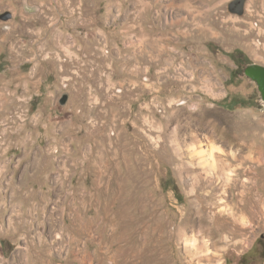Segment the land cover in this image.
Instances as JSON below:
<instances>
[{
  "label": "rangeland",
  "instance_id": "374dc122",
  "mask_svg": "<svg viewBox=\"0 0 264 264\" xmlns=\"http://www.w3.org/2000/svg\"><path fill=\"white\" fill-rule=\"evenodd\" d=\"M7 11L0 264H190L170 235L182 229L219 242L208 264H264V101L245 74L264 65V0H0ZM192 147L228 159L230 181Z\"/></svg>",
  "mask_w": 264,
  "mask_h": 264
},
{
  "label": "bare ground",
  "instance_id": "6f19581e",
  "mask_svg": "<svg viewBox=\"0 0 264 264\" xmlns=\"http://www.w3.org/2000/svg\"><path fill=\"white\" fill-rule=\"evenodd\" d=\"M242 128H243V126H242ZM221 132H222V136L226 134L225 130H222ZM245 135H247V134H245ZM224 137L227 139L226 136H224ZM250 148L253 149L252 152H257V154L258 153L260 154V155L258 154L256 156V159H259V157L261 156V153H262L261 149L260 150L257 149V146L254 143L250 144ZM192 149H193L192 161L199 160L198 166L203 168L204 170H207L208 174H210V177L212 178V179H210L212 182H214V180H213L214 176H216L217 174H223V175L227 176V177H224L226 183H228L230 181L229 172L232 169V163L228 159H225V158L223 159L222 156L217 157V158H212L213 155L210 156L211 157L210 159H206V158H204L205 155L201 151L202 149L199 150L196 147H192ZM194 153L196 155H194ZM227 154L231 156L230 158H233V159L237 158L235 151H229ZM250 157H251V155H246L245 159L251 160ZM192 163H194V162H192ZM194 166H195V163H194ZM190 167H191L190 168L191 171L196 172V169H197L196 166L193 167L191 164ZM193 174H195V173H193ZM210 180H208V181L211 183ZM196 225L197 224H188L186 227H195ZM203 233H207L208 235H210V231L207 232L206 230H203ZM187 234H188V229H182L180 232L177 230L175 233H170V235L173 237L183 238V240L185 239L184 251L190 259V261H189L190 264H194V263L195 264H208L206 262H209V260H212L213 258H217L219 256V254L217 252V251H219V247H218L219 242L218 241L212 242L210 238H205V237L203 239H199V240H197L196 237H193L190 239V238L186 237Z\"/></svg>",
  "mask_w": 264,
  "mask_h": 264
},
{
  "label": "water",
  "instance_id": "95a60500",
  "mask_svg": "<svg viewBox=\"0 0 264 264\" xmlns=\"http://www.w3.org/2000/svg\"><path fill=\"white\" fill-rule=\"evenodd\" d=\"M13 14L10 11H7L0 15L2 20L11 19ZM245 74L250 77L252 80L256 81L260 91L261 99L264 101V65L251 63L248 64L245 68ZM68 100V95L65 94L61 99V104L65 105Z\"/></svg>",
  "mask_w": 264,
  "mask_h": 264
},
{
  "label": "trees",
  "instance_id": "16d2710c",
  "mask_svg": "<svg viewBox=\"0 0 264 264\" xmlns=\"http://www.w3.org/2000/svg\"><path fill=\"white\" fill-rule=\"evenodd\" d=\"M242 52L240 50H237L235 53L232 54V57L235 58L236 55L241 54Z\"/></svg>",
  "mask_w": 264,
  "mask_h": 264
},
{
  "label": "flooded vegetation",
  "instance_id": "af4514ba",
  "mask_svg": "<svg viewBox=\"0 0 264 264\" xmlns=\"http://www.w3.org/2000/svg\"><path fill=\"white\" fill-rule=\"evenodd\" d=\"M263 101V100H262ZM263 238V237H262Z\"/></svg>",
  "mask_w": 264,
  "mask_h": 264
}]
</instances>
